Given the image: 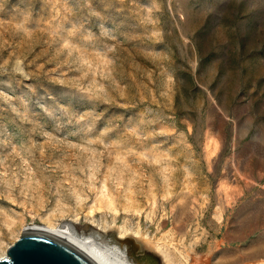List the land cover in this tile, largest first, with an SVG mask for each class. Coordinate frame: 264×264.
Listing matches in <instances>:
<instances>
[{
	"label": "rangeland",
	"instance_id": "obj_1",
	"mask_svg": "<svg viewBox=\"0 0 264 264\" xmlns=\"http://www.w3.org/2000/svg\"><path fill=\"white\" fill-rule=\"evenodd\" d=\"M47 223L264 264V0H0V256Z\"/></svg>",
	"mask_w": 264,
	"mask_h": 264
},
{
	"label": "water",
	"instance_id": "obj_2",
	"mask_svg": "<svg viewBox=\"0 0 264 264\" xmlns=\"http://www.w3.org/2000/svg\"><path fill=\"white\" fill-rule=\"evenodd\" d=\"M0 264H100L84 247L56 232L25 228Z\"/></svg>",
	"mask_w": 264,
	"mask_h": 264
},
{
	"label": "bare ground",
	"instance_id": "obj_3",
	"mask_svg": "<svg viewBox=\"0 0 264 264\" xmlns=\"http://www.w3.org/2000/svg\"><path fill=\"white\" fill-rule=\"evenodd\" d=\"M109 202H111V200H109ZM28 228H41L61 234L87 249L100 264H148L138 257V255H145L147 249V244L140 238H135L133 245L130 248L122 247L123 251L119 250V252L115 253L109 251V248L106 246L108 244L112 245L115 239L113 241V238L105 237L97 231L92 232L90 235L77 234L68 225L56 226L51 223H47V226L43 225ZM117 237L118 239L121 238L120 236ZM5 256L6 253H2L0 258Z\"/></svg>",
	"mask_w": 264,
	"mask_h": 264
}]
</instances>
